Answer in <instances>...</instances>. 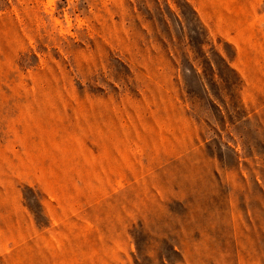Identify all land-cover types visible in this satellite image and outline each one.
Wrapping results in <instances>:
<instances>
[{
    "label": "rangeland",
    "instance_id": "1",
    "mask_svg": "<svg viewBox=\"0 0 264 264\" xmlns=\"http://www.w3.org/2000/svg\"><path fill=\"white\" fill-rule=\"evenodd\" d=\"M0 264H264V0H0Z\"/></svg>",
    "mask_w": 264,
    "mask_h": 264
}]
</instances>
